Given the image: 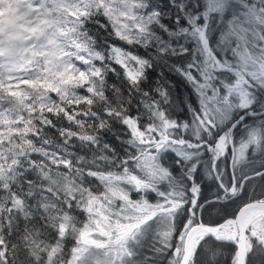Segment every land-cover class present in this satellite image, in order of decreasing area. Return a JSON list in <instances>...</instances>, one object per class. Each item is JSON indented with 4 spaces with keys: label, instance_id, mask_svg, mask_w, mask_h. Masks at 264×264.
I'll use <instances>...</instances> for the list:
<instances>
[{
    "label": "snow or ice",
    "instance_id": "6c2138e0",
    "mask_svg": "<svg viewBox=\"0 0 264 264\" xmlns=\"http://www.w3.org/2000/svg\"><path fill=\"white\" fill-rule=\"evenodd\" d=\"M5 9L0 264H264V0Z\"/></svg>",
    "mask_w": 264,
    "mask_h": 264
},
{
    "label": "trees",
    "instance_id": "16d2710c",
    "mask_svg": "<svg viewBox=\"0 0 264 264\" xmlns=\"http://www.w3.org/2000/svg\"><path fill=\"white\" fill-rule=\"evenodd\" d=\"M177 91L180 94H183L186 91L182 83L178 85ZM253 196L256 198H264V195H261V191L259 188L255 189L254 192L250 191L247 199H251V198H253Z\"/></svg>",
    "mask_w": 264,
    "mask_h": 264
},
{
    "label": "rangeland",
    "instance_id": "374dc122",
    "mask_svg": "<svg viewBox=\"0 0 264 264\" xmlns=\"http://www.w3.org/2000/svg\"><path fill=\"white\" fill-rule=\"evenodd\" d=\"M10 13L7 9L5 10H0V19L7 20L9 17Z\"/></svg>",
    "mask_w": 264,
    "mask_h": 264
}]
</instances>
